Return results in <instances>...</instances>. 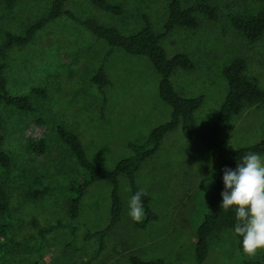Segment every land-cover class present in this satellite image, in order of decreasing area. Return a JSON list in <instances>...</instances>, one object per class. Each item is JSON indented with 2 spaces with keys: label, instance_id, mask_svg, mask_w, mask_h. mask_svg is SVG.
<instances>
[{
  "label": "rangeland",
  "instance_id": "1",
  "mask_svg": "<svg viewBox=\"0 0 264 264\" xmlns=\"http://www.w3.org/2000/svg\"><path fill=\"white\" fill-rule=\"evenodd\" d=\"M53 0H19L11 10L0 3V44L4 32L22 34L42 17ZM123 7L115 16L99 10L89 0H70L66 9L80 20L96 18L101 24L130 34L143 26L148 15L157 32L164 30L171 0H109ZM188 6L194 0H180ZM219 20L198 17L197 30L176 28L163 40L170 58L187 54L195 69H175L172 82L186 98L203 95L205 102L195 113L200 125L213 122L227 94L222 69L234 57L246 60L247 75L264 89V36L248 42L228 22L230 15L248 17L264 6L262 0H210ZM109 46L98 40L82 24L66 16L49 23L26 47L12 50L8 61V82L12 93H28L34 87L46 89L48 97L32 99L42 109L40 114L24 113L0 105V127L5 133V149L16 162L13 175L0 177V188L10 200L14 224L0 244L11 240L20 244L16 252L0 264H86L98 246V239L86 240V231L100 230L109 222L111 185L96 182L81 202L75 233L58 228L46 236L39 252L30 253L40 226L72 222L67 216L66 191L54 189L40 200L27 194L36 176L66 184L80 182L84 170L69 155L57 138L54 127L63 122L82 140L88 158L98 166L113 170L118 162L132 156L129 144H142L150 132L170 119L172 109L159 94L160 76L151 61L129 55L121 49L108 60L106 71L112 84L105 88L108 104L102 112L104 94L90 82ZM42 119V123L38 122ZM264 137V104L246 105L222 134L236 148L257 144ZM45 139L44 154L28 149V140ZM264 158V156H262ZM215 170L212 183L205 178ZM221 161L198 142L186 140L180 129L164 138L159 154L143 163L136 181L150 196V206L157 216L140 229L129 216L131 185L126 176L119 179L123 201L121 222L107 237V249L91 264H131L130 257L144 260L164 259L170 264H198L195 260L196 232L206 213L208 198L220 175ZM229 235V234H228ZM226 241V240H225ZM211 248L202 264H240L243 258L264 261V250L254 257L238 249V238Z\"/></svg>",
  "mask_w": 264,
  "mask_h": 264
},
{
  "label": "trees",
  "instance_id": "2",
  "mask_svg": "<svg viewBox=\"0 0 264 264\" xmlns=\"http://www.w3.org/2000/svg\"><path fill=\"white\" fill-rule=\"evenodd\" d=\"M69 1L53 0L48 11L29 24L22 34L3 33L0 44V105L13 107L24 113L40 114L42 112L41 107L33 101L32 97L47 98L46 89L34 87L24 94H15L10 91L7 77L9 56L15 48L30 45L38 32L45 29L49 23L61 16H66L82 24L98 40L104 41L109 46L100 66L90 80L104 94L103 113L108 104L105 88L112 84L107 75L106 66L116 49H121L129 55L146 57L151 61L160 76V98L172 109V113L168 121L150 132L144 143L129 144L132 156L118 162L113 170L105 169L93 163L86 154L81 138L68 129L65 123H56L54 131L57 138L66 146L69 155L84 170L85 177L80 182L70 181L66 184L43 179L42 176L33 178L27 196L32 200H40L54 189L65 190L67 216L72 222L66 224L59 222L56 225L44 227L34 221L33 225L37 228V234L34 237L35 244L30 247V253L39 252L46 236L55 229L64 228L75 233L77 224L74 222L79 218L82 199L94 183L107 182L112 187L109 222L100 230L88 229L85 233L86 240L98 239V246L86 264L96 261L107 249V237L122 219L123 201L120 195L119 179L122 176L128 178L132 196L140 191L141 188L137 184L136 176L143 163L159 154L162 141L166 135L180 129L186 140L200 143L205 150L216 154L221 161L220 175L211 188L206 213L196 232L195 260L198 264L204 263L211 248L219 246L225 240L228 243L230 237L234 235L233 229L237 223L235 208L224 211L220 207L223 202L221 193L225 191L224 170H235L238 158H242L248 153H259L264 156V137L257 144L236 148L226 142L222 138V134L233 119L241 114L246 105L264 104V89L256 79L247 75L248 65L244 58H232L222 69V76L227 83L228 90L218 115L213 122L200 125L197 123L195 113L203 106L205 97L203 95L196 98L183 97L177 92L172 82L175 69L181 68L185 71H191L195 69L196 65L187 54L179 53L170 58L163 46V40L176 28L197 30L200 27L198 17L217 22L219 20L218 10L210 0H194L188 6H183L180 0H171L168 6V17L162 32H157L150 17L143 15L142 28L130 34H124L116 27L103 25L93 17L84 20L78 19L74 12L66 9ZM89 1L99 10L115 16H120L124 12L122 6L109 0ZM262 1L264 2V0ZM18 2L19 0H0V3H3L9 10L13 9ZM228 22L230 27L240 33L248 42H259L264 36V6L248 17L230 15ZM38 122L42 123L43 121L38 119ZM5 140L4 130L0 127V177L3 174L13 175L16 170L13 154L5 149ZM27 146L30 151L36 154H44L47 149V142L43 138H30ZM150 202L151 198L148 194L142 196L145 215L139 222L135 221V225L140 229L146 228L151 222L157 220ZM14 220L7 192L0 188V233L2 235L7 234L14 224ZM237 238L239 252L243 255L242 237ZM19 247L20 244L14 240L0 244V260L6 261L7 257L16 252ZM130 262L131 264H170L161 258L144 260L138 256H131ZM30 264H41V262L35 260ZM240 264H264V261L244 257Z\"/></svg>",
  "mask_w": 264,
  "mask_h": 264
},
{
  "label": "clouds",
  "instance_id": "3",
  "mask_svg": "<svg viewBox=\"0 0 264 264\" xmlns=\"http://www.w3.org/2000/svg\"><path fill=\"white\" fill-rule=\"evenodd\" d=\"M211 174L205 178V187L212 183L215 174L209 164ZM223 181L225 191L221 193L222 210L236 209L237 223L234 236L242 237L243 252L254 257L264 250V158L259 153H248L237 160L236 169H225ZM147 195L141 189L130 199L129 216L139 222L145 215L142 196Z\"/></svg>",
  "mask_w": 264,
  "mask_h": 264
}]
</instances>
